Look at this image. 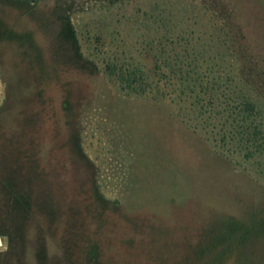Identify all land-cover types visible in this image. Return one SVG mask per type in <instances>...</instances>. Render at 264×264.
<instances>
[{"label": "rangeland", "instance_id": "1", "mask_svg": "<svg viewBox=\"0 0 264 264\" xmlns=\"http://www.w3.org/2000/svg\"><path fill=\"white\" fill-rule=\"evenodd\" d=\"M18 1L0 0V181L28 204L0 183V264H264V147L223 150L110 78L115 10ZM231 1L264 57V0ZM58 12L92 64L66 61Z\"/></svg>", "mask_w": 264, "mask_h": 264}, {"label": "trees", "instance_id": "2", "mask_svg": "<svg viewBox=\"0 0 264 264\" xmlns=\"http://www.w3.org/2000/svg\"><path fill=\"white\" fill-rule=\"evenodd\" d=\"M97 1L106 16L115 10L118 17L113 24L117 37L99 34L104 45L117 49L107 65L110 78L125 90L170 102L187 128L207 140L213 137L223 150L246 151L248 158L261 152L264 57L248 44L231 0ZM60 15L56 36L61 50L67 51L66 61L72 56L85 59L72 21ZM64 108L74 113L69 103ZM69 125L77 130L74 122ZM0 183L16 209L27 206L22 193L8 189L6 181Z\"/></svg>", "mask_w": 264, "mask_h": 264}, {"label": "water", "instance_id": "3", "mask_svg": "<svg viewBox=\"0 0 264 264\" xmlns=\"http://www.w3.org/2000/svg\"><path fill=\"white\" fill-rule=\"evenodd\" d=\"M0 244H1V242H0Z\"/></svg>", "mask_w": 264, "mask_h": 264}]
</instances>
